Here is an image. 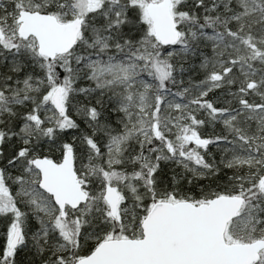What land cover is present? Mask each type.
I'll list each match as a JSON object with an SVG mask.
<instances>
[{"label":"snow or ice","instance_id":"6c2138e0","mask_svg":"<svg viewBox=\"0 0 264 264\" xmlns=\"http://www.w3.org/2000/svg\"><path fill=\"white\" fill-rule=\"evenodd\" d=\"M0 264H264V0H0Z\"/></svg>","mask_w":264,"mask_h":264}]
</instances>
